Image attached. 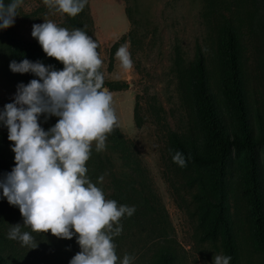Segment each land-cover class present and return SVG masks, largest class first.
I'll return each mask as SVG.
<instances>
[{
	"label": "rangeland",
	"instance_id": "374dc122",
	"mask_svg": "<svg viewBox=\"0 0 264 264\" xmlns=\"http://www.w3.org/2000/svg\"><path fill=\"white\" fill-rule=\"evenodd\" d=\"M85 11L89 19L86 34L98 44L102 60L103 87L113 96L118 117L115 128L136 168L134 171L122 162L109 143V135L105 150L97 152L93 144L86 162L87 176L103 190L106 199L117 201L118 193L123 194L124 189L135 193L136 210L131 217L121 218L122 233L113 238L117 264L125 254L135 258L132 264H151L164 249L172 252V264H213L215 256L221 255L219 239H199L198 214L192 199L195 187L185 184L186 171L169 163L167 138L171 131L186 134L190 129L188 109L181 97L182 76L197 47L211 73L216 30L223 17L239 34L247 121L259 141L251 150L231 148L230 152L235 190L228 196V206L238 247L234 264H264V253L254 250L249 242L247 204L237 180L244 171L242 167H249L250 162L264 196V0H87ZM17 12L13 25L6 30L23 39L37 41L31 35L32 25L44 20L64 27V14L50 11L43 0H23ZM121 36L125 39L119 48L129 46L130 70L123 69L116 58L119 48L109 61L110 46ZM10 62L0 29V112L4 105L13 102L17 86L28 84L19 73L10 70ZM257 118L261 129L256 125ZM58 119L51 115L45 119V114H41L38 122L47 131ZM13 146L7 127L0 121V156L14 157ZM100 176L104 177L102 183L98 182ZM16 224L32 234L37 247L8 239L10 228ZM0 236L10 255L35 264L40 259L49 264H69L81 250L76 235L62 239L50 232H31L30 227L23 226L18 206L10 205L2 191Z\"/></svg>",
	"mask_w": 264,
	"mask_h": 264
},
{
	"label": "clouds",
	"instance_id": "9594fccd",
	"mask_svg": "<svg viewBox=\"0 0 264 264\" xmlns=\"http://www.w3.org/2000/svg\"><path fill=\"white\" fill-rule=\"evenodd\" d=\"M50 11L78 15L87 0H43ZM23 0H0V29L11 27ZM43 52L63 64V70L23 59L12 61L14 73L31 72L39 79L19 84L13 102L4 105L0 121L13 142L15 167L0 182L3 196L18 206L23 226L31 232L47 233L62 239L77 236L80 252L69 264H117L113 238L122 233L120 220L135 212L134 206L118 205L106 199L103 190L87 176L86 162L93 144L105 150L107 136L118 124L113 96L103 87L102 60L98 44L81 29L69 30L51 20L32 25ZM128 45H122L116 58L125 70L132 68ZM58 117L56 124L43 130L38 117ZM172 160L181 168L185 156L176 151ZM100 176L98 182H103ZM21 225H12L8 239L22 246L37 242ZM125 254L120 264H132ZM230 256L216 255L213 264H229Z\"/></svg>",
	"mask_w": 264,
	"mask_h": 264
},
{
	"label": "trees",
	"instance_id": "16d2710c",
	"mask_svg": "<svg viewBox=\"0 0 264 264\" xmlns=\"http://www.w3.org/2000/svg\"><path fill=\"white\" fill-rule=\"evenodd\" d=\"M64 16V28L81 29L86 33L85 26L89 23V19L85 8L75 17L67 14ZM2 33L5 36L11 62L19 63L27 59L30 62L39 61L45 66L51 65L57 71L63 70V64L48 57L38 41L14 36L6 29H2ZM238 36L231 21L223 17L216 30L211 73L208 72L204 55L198 47L196 48L194 57L188 64L185 75L182 76L181 97L188 109L190 129L186 134L171 131L167 138L169 163L186 171L185 184L195 187L192 199L198 214L199 239L203 241L219 239L221 255L231 257L229 264H234L238 255L236 226L233 224L228 206V196L235 190L229 168L230 152L231 148L251 150L259 143L253 137L251 125L247 121L246 91ZM124 39L125 36H121L111 44L109 61ZM19 75L28 83L32 79H39L31 72L19 73ZM108 86L110 89L114 87L110 83ZM256 123L261 129L262 124L258 118ZM108 139L122 162L135 171L134 161L130 158L124 139L116 128L109 134ZM176 151H180L185 156L186 166L183 168L172 160V155ZM14 167V157L0 156V182ZM242 168L244 171L237 180L247 204L249 242L254 250L264 253L263 192L253 165L249 162V167ZM123 192V194L118 193V205L128 203L127 206H133L135 193L126 189ZM36 262L49 264L48 260L42 259ZM172 263V252L167 249L160 250L151 262V264ZM0 264H35V262L27 258L20 260L14 258L9 254L5 240L0 238Z\"/></svg>",
	"mask_w": 264,
	"mask_h": 264
}]
</instances>
